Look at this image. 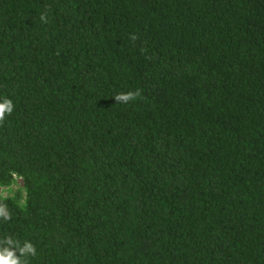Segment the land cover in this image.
Returning <instances> with one entry per match:
<instances>
[{
	"label": "trees",
	"instance_id": "16d2710c",
	"mask_svg": "<svg viewBox=\"0 0 264 264\" xmlns=\"http://www.w3.org/2000/svg\"><path fill=\"white\" fill-rule=\"evenodd\" d=\"M0 95L28 264H264V0H0Z\"/></svg>",
	"mask_w": 264,
	"mask_h": 264
},
{
	"label": "clouds",
	"instance_id": "9594fccd",
	"mask_svg": "<svg viewBox=\"0 0 264 264\" xmlns=\"http://www.w3.org/2000/svg\"><path fill=\"white\" fill-rule=\"evenodd\" d=\"M140 95V90L128 91L118 93L115 96L117 102L127 103L134 100ZM14 109L13 101L7 97L0 95V121H3L6 115H10ZM23 207V205H21ZM0 215L5 220L8 219V212L4 210V206H0ZM16 253H19L17 255ZM36 248L30 242L25 240L23 244L19 241L12 239L10 236H4L0 240V264H28L26 257L35 256Z\"/></svg>",
	"mask_w": 264,
	"mask_h": 264
},
{
	"label": "rangeland",
	"instance_id": "374dc122",
	"mask_svg": "<svg viewBox=\"0 0 264 264\" xmlns=\"http://www.w3.org/2000/svg\"><path fill=\"white\" fill-rule=\"evenodd\" d=\"M21 187H22V181L17 178L15 182L8 188L1 187L0 192L3 196L11 195L14 191H16L18 188H21Z\"/></svg>",
	"mask_w": 264,
	"mask_h": 264
}]
</instances>
